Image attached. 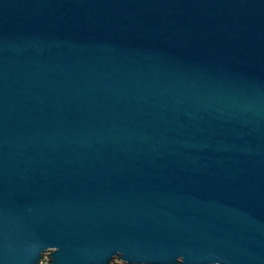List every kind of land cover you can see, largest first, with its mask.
I'll return each instance as SVG.
<instances>
[{"label":"water","instance_id":"1","mask_svg":"<svg viewBox=\"0 0 264 264\" xmlns=\"http://www.w3.org/2000/svg\"><path fill=\"white\" fill-rule=\"evenodd\" d=\"M264 264V0H0V264Z\"/></svg>","mask_w":264,"mask_h":264},{"label":"rangeland","instance_id":"2","mask_svg":"<svg viewBox=\"0 0 264 264\" xmlns=\"http://www.w3.org/2000/svg\"><path fill=\"white\" fill-rule=\"evenodd\" d=\"M111 264H124L121 259H113Z\"/></svg>","mask_w":264,"mask_h":264}]
</instances>
